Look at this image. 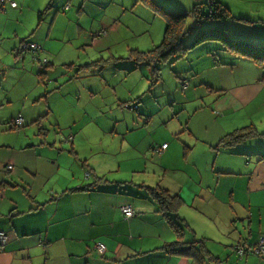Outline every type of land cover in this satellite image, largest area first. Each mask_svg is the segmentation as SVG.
<instances>
[{
    "label": "crops",
    "instance_id": "1",
    "mask_svg": "<svg viewBox=\"0 0 264 264\" xmlns=\"http://www.w3.org/2000/svg\"><path fill=\"white\" fill-rule=\"evenodd\" d=\"M14 1L15 6L9 2L0 3V108L5 102L13 100L6 95L2 82L9 68L19 66L13 55L20 54V45L24 41L38 43V47L25 50L23 58L32 54L33 58L40 62L42 57L48 60L42 67L21 64L22 68L17 74L19 82L16 83L17 87L25 89L21 103L26 105L28 97L40 91V84L34 83L35 80L43 81L47 77H55L56 52L48 47L51 42L41 33L29 37L21 32L25 24L22 22L20 28L19 21L24 18V13L37 12L38 21H41L44 13L41 9L46 5L45 9L48 6L60 7L63 10L70 7L65 1L60 5V0ZM194 2L195 0L193 4ZM55 11L57 14V9ZM234 23L240 27H230L225 21V26L232 36L264 41V38H259V31H252L247 24ZM102 30H99L96 36L107 34V30L100 33ZM257 36L258 38H254ZM89 38L91 40L94 37L89 34ZM207 46L209 50L213 47L222 52L219 53L218 62L210 64L218 75L215 80L194 78L195 84L202 83L209 88V102L196 107L207 109L213 116L212 121L216 127L208 134V138L181 136L171 139L169 135L154 137V130H148V136L153 138H149V143L143 148L135 144V139L129 143L125 141V121L118 122L110 115L105 117V111L89 114V117L95 120L94 126L98 130L105 128L101 120H107L110 129L113 128L110 132H119L110 137L120 141L119 148L129 144L132 156L136 157L133 162L130 161L132 157L115 159L113 154L107 153L109 148L103 144L98 133L90 138L87 149L77 147L73 136L70 139L71 148L81 160L74 159L77 165L72 167L67 177L62 182L58 179L56 183L37 188L34 192L31 188L28 191L24 188L30 200V206L25 211L28 215L21 214L19 208L14 207L13 211L9 210L5 223L0 222V229L8 235L6 242L0 245V264H14L16 261L20 264H30V260H33L34 264H199L190 252H167L164 245L173 241H183L191 249L192 244L196 247L203 245V252L206 251L203 264H230L232 261H235L234 264H264V255L260 257L258 254L248 253L239 256L234 250L238 241L252 244L259 235L264 234V226H261L264 208V156L261 154H264V150L247 148L245 142L248 139L236 143L242 144L240 147L230 148L236 144L217 145L225 133L242 125L254 124V113L238 112L252 103L264 89V75L260 78L258 69L251 67L254 64L251 59L220 49L219 45ZM209 50L203 49L201 54L207 58ZM6 57L9 59L6 60ZM111 57L124 58L113 55ZM250 61L253 63L245 64ZM101 62L107 63L108 60L102 57L98 63ZM138 64L139 62L134 64L130 60L125 64L130 67H124V70L132 71ZM101 65L100 68L103 67V64ZM27 88H30L28 92ZM126 97L121 98V103L134 100L129 99L130 96ZM136 111L142 116L146 113L147 117H151L139 104ZM17 115L22 116L23 124L26 121L25 114L18 112L14 118ZM176 118L182 126V119ZM148 120L149 118H146L144 123L136 126L135 135L143 130L146 133ZM121 124L126 125L122 127ZM3 125L4 118L0 115V129H3ZM70 129L73 131L75 127ZM196 129L198 134V125ZM206 135L205 129L201 137ZM164 142H167V146L158 153V157L157 153H151L152 149ZM99 148L102 150L99 151ZM149 148L150 153L147 152ZM242 152L252 155L248 161L244 162L235 157ZM138 160L140 164L136 163ZM123 161L126 162L125 165ZM232 162L240 164L241 170L237 167L232 169L231 166L230 169L227 168ZM137 165H143V168L138 170L140 167ZM21 168L23 167L10 169L12 173H9L10 170H2L7 176L1 179V187L9 186L11 177L15 179L17 174L21 175ZM87 170L88 178H84L82 171ZM235 174H240L235 181L222 178ZM83 186L86 188L80 189ZM155 186L167 189L170 194L179 195L180 202L175 212L171 213L177 221L179 232H176L171 222L159 210L158 202L149 193L148 187ZM241 191H244L243 200L239 197ZM128 203L134 207L135 214L124 217L120 206ZM237 217L243 219V226L246 224L243 231L244 235L245 232L248 234L244 238L237 237L238 233L235 232L233 220ZM256 224H259V234L254 230ZM237 239L244 240L233 244ZM40 241L44 248L39 244ZM97 241L105 244L103 253H99L94 247Z\"/></svg>",
    "mask_w": 264,
    "mask_h": 264
},
{
    "label": "rangeland",
    "instance_id": "2",
    "mask_svg": "<svg viewBox=\"0 0 264 264\" xmlns=\"http://www.w3.org/2000/svg\"><path fill=\"white\" fill-rule=\"evenodd\" d=\"M64 1L69 4L68 9L63 10L55 6L52 8L48 6L45 9L46 5L41 9L44 12L41 21H38L37 12L32 11L25 12L24 18L19 21L20 28L22 22L25 24L21 32L29 37L41 33L51 42L48 47L56 52L54 61L57 68L54 78L35 80L34 83L40 84V91L28 97L26 105L21 103L25 89L16 86L19 82L17 74L23 63L24 66H44L40 60H35L32 54L22 58L21 54L16 53L13 58L18 61L19 66L9 68L2 82L6 95L13 100L5 102L0 108V115L4 118L3 129H0V182L7 176L2 171L6 170L7 163L12 164L11 170L23 168H21V175L17 174L15 179L11 177L9 186L1 187L0 185L1 224L5 223L9 210L13 211L14 207H18L21 214L28 215L25 211L30 206V200L24 188L27 191L31 188L34 192L37 188L56 183L58 179L62 182L68 172H71L72 167L77 165L74 159L81 160V157H77L71 148L70 139L73 136H75L77 147L87 149L90 138L98 133L103 144L109 148L107 153L113 154L115 159L132 157L130 161L133 162L136 155L132 156V148L129 144L119 148L120 141L110 137L119 132H110L113 128L110 129L108 121L104 119L101 120V124L105 128L98 130L94 126L95 120L89 117V114H100V111H105V117L110 115L118 122L125 121L127 124L125 141L129 143L135 139V144L143 148L149 143V138H153L148 136V130H154V137L169 135L171 139H178L181 136L208 138V134L216 127L212 121L213 116L207 109L196 108L207 104L210 99L207 94L209 88L202 83L195 84L194 78L204 81L216 79L217 72L210 67V64L218 60L219 53L222 52L213 47L209 50L207 45L221 46L219 41L206 42L211 44L201 43L185 50L180 57H167L158 63L159 70L156 76L150 70L151 65L143 61H140L132 71H127L124 67H130L125 65L130 59H114L111 55L127 57L133 50H148L159 44L166 23L163 15L154 11L142 0H60V5ZM158 1L169 8L185 12H189L194 5V0ZM219 1L229 8L230 16L226 19L227 25L230 27L237 25L234 22L247 24L252 31H259V38H264L261 36L264 34L262 21L264 20V0ZM186 24L192 29L185 34L183 42L189 44L197 29L214 23L202 21L196 24L193 16L189 15ZM237 26L240 27V25ZM102 29L105 32L107 30L108 37L107 34L96 36V33ZM244 30L247 31V29ZM89 34L94 38L90 40ZM203 49L209 50L206 54L207 58L201 54ZM102 57H105L108 62L98 63ZM43 58L46 57L41 59ZM7 59L9 58L6 57ZM249 63L253 62H245L246 65ZM101 64H103L102 68H100ZM251 67L258 69L260 78L263 77L264 63L259 65L254 63ZM184 80L187 81L186 85L182 83ZM188 82H190L189 86H187ZM29 89L27 88V92ZM125 96H130L128 98L134 100L121 103V98ZM137 97L140 99L138 100ZM134 101H139L140 107H144L151 117H147L146 113L142 116L135 109H131L129 105ZM18 112L25 114L26 121L20 126L11 128L13 118ZM242 112L256 115V123H253L259 132L258 135L246 139L247 148L264 150V89L252 103L238 113ZM176 117L182 119V126ZM146 118H149L148 125L145 126L146 133L143 130L135 135L138 124L144 123ZM164 119L165 123H163ZM126 124L121 125L124 127ZM196 124L200 128L198 134ZM73 126L75 129L72 131L70 128ZM205 129L207 135L201 137ZM240 145L242 144H236L230 148L240 147ZM156 148L152 149L151 153H157L156 157H158L159 152ZM95 150H97L96 147ZM100 150L102 149L99 148ZM147 152L150 153V148ZM251 156L248 152H242L235 157L246 162ZM156 162L160 164L159 161ZM125 163L123 161L124 165ZM136 163L141 162L138 160ZM168 163L171 164L170 161ZM229 166L232 169L237 167L241 170L240 164L236 165L232 162L231 165H227L230 169ZM242 167L244 168L243 165ZM141 168L143 165L138 170ZM11 170L9 173L13 172ZM87 172L89 171H82L84 178H88ZM136 174L138 175L139 172ZM239 176L240 174H235L222 176V178L235 181ZM239 197L243 200L244 191L240 192ZM262 216L261 226H264V208ZM242 223V218L237 217L233 220L235 232L238 233L237 237L244 238L248 233L245 232L244 235L243 229L246 224L243 226ZM254 230L258 233L259 224H256ZM238 240L244 239H237L233 244ZM39 244L44 246L41 242ZM230 256L234 259L232 255ZM17 262L14 264H20ZM30 264H34L33 260H30Z\"/></svg>",
    "mask_w": 264,
    "mask_h": 264
},
{
    "label": "trees",
    "instance_id": "3",
    "mask_svg": "<svg viewBox=\"0 0 264 264\" xmlns=\"http://www.w3.org/2000/svg\"><path fill=\"white\" fill-rule=\"evenodd\" d=\"M142 1L148 4L154 11L162 14L165 18L166 23L163 31V37L161 42L155 45L153 48L148 50H133L127 57L124 58L132 60L134 64L140 61L150 64L151 66H149L151 71L155 76L159 70L158 63H160L162 60L170 56L180 57V54L185 50L212 40L219 41L223 49L239 56L249 58L258 65L264 63V41H259L256 39L252 40L242 36H232L225 26V21L230 16L229 8L221 1H195L189 12L169 8L158 0ZM189 15L193 16L196 24L205 21L213 22L215 25H208L205 26V28L197 29L193 34L191 42L189 44H185L183 42V37L189 30L192 29V27L188 28L186 24V20ZM262 21L264 22V20ZM218 60H216V62H218ZM136 102L137 101H135L137 108L135 110L138 109V103ZM20 125H22V123ZM20 125L16 124L13 119V125L11 128ZM258 134V129L254 124L244 125L222 135L217 145L231 146ZM261 155L264 156V154ZM81 188L84 189L86 187L83 186L80 187V189ZM148 190L158 202L160 206L159 210L163 212L168 221L171 222L174 229H176V232H179L177 221H175L174 216L171 215L172 212H175L180 202L179 195L170 194L167 189L160 186L148 187ZM43 244H45L44 241ZM191 246L192 249L191 247L188 248L186 243L183 241H173L166 243L164 248L170 253L190 252L189 254H191L199 264H203L204 254L206 252H203L204 246L200 245V247H196L194 244ZM263 255L264 253L259 256L261 257Z\"/></svg>",
    "mask_w": 264,
    "mask_h": 264
},
{
    "label": "built area",
    "instance_id": "4",
    "mask_svg": "<svg viewBox=\"0 0 264 264\" xmlns=\"http://www.w3.org/2000/svg\"><path fill=\"white\" fill-rule=\"evenodd\" d=\"M4 2H9L12 6H15L16 5V2L14 0H0V3H4ZM100 33H105L104 30L100 31ZM37 44L33 41H24L23 43H21L20 45V54L21 56L24 55V51L27 50V49H37ZM41 62L42 64H46L47 63V59L46 58H43L41 59ZM184 85L187 84V81H183L182 82ZM129 107L131 109H136L137 108V104L133 103L131 105H129ZM23 121V118L21 115H17L15 118H14V122L16 124H21ZM167 146V143L164 142L162 143L159 147L156 148V150L158 152H162ZM5 168L6 169H11L12 168V164L10 163H7L5 165ZM88 175V173H87ZM120 211L122 213V215L124 217H131L135 214V210H134V207L132 206V204L128 203V204H123L120 206ZM7 233L5 231H3L2 229H0V245H3L6 240H7ZM94 247L96 248L97 251H99V253H103L104 250L106 249V246L103 242L101 241H97L95 244H94ZM234 250H236V253L239 255V256H245L246 254L248 253H255V254H258V255H261L264 253V234H261L258 236V238L255 240V242H253L252 244H247V243H243V242H240L238 241L235 245H234Z\"/></svg>",
    "mask_w": 264,
    "mask_h": 264
},
{
    "label": "water",
    "instance_id": "5",
    "mask_svg": "<svg viewBox=\"0 0 264 264\" xmlns=\"http://www.w3.org/2000/svg\"><path fill=\"white\" fill-rule=\"evenodd\" d=\"M24 56H22V58H23Z\"/></svg>",
    "mask_w": 264,
    "mask_h": 264
}]
</instances>
